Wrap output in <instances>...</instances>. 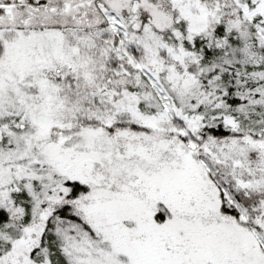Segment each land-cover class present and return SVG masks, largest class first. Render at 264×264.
Returning a JSON list of instances; mask_svg holds the SVG:
<instances>
[{
	"label": "snow or ice",
	"instance_id": "1",
	"mask_svg": "<svg viewBox=\"0 0 264 264\" xmlns=\"http://www.w3.org/2000/svg\"><path fill=\"white\" fill-rule=\"evenodd\" d=\"M0 264H264V0H0Z\"/></svg>",
	"mask_w": 264,
	"mask_h": 264
}]
</instances>
